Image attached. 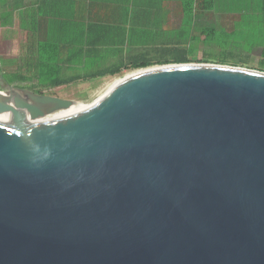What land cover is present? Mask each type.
<instances>
[{"label":"water","instance_id":"95a60500","mask_svg":"<svg viewBox=\"0 0 264 264\" xmlns=\"http://www.w3.org/2000/svg\"><path fill=\"white\" fill-rule=\"evenodd\" d=\"M0 264H264V71L0 90Z\"/></svg>","mask_w":264,"mask_h":264},{"label":"crops","instance_id":"0c3cea01","mask_svg":"<svg viewBox=\"0 0 264 264\" xmlns=\"http://www.w3.org/2000/svg\"><path fill=\"white\" fill-rule=\"evenodd\" d=\"M13 7V29L27 33L21 45L37 52L43 62L35 75L73 79L67 84L91 81L96 74L144 55L158 31L175 29L182 11L181 0H14ZM7 11L8 6H0L4 29ZM39 28L44 38L37 37ZM111 76L115 75L94 78ZM34 85L63 86H42L38 81Z\"/></svg>","mask_w":264,"mask_h":264},{"label":"rangeland","instance_id":"374dc122","mask_svg":"<svg viewBox=\"0 0 264 264\" xmlns=\"http://www.w3.org/2000/svg\"><path fill=\"white\" fill-rule=\"evenodd\" d=\"M215 2L216 8L222 7V5L220 7V0ZM6 5L8 9L12 8L14 0H0L1 8H7ZM226 11L225 13L219 10L212 11L213 16L209 20H199L193 15L184 20L182 10L180 14L181 21L175 25V29L158 31V36H155L157 39H153L146 46V49L149 52L157 50L153 54L154 61L169 59L171 57L170 52L181 47L187 51L190 58L195 59L191 63H216L222 61L227 62L228 65L256 70L264 68V64L261 63V59L264 58V47H262L264 45V23L260 21V14L258 16V14L253 13L241 14L239 12ZM203 25L206 26L203 27ZM213 35L215 36L216 44H209ZM26 37V32L18 33L12 26H5L4 29L0 24V58L5 66L9 64H7V58L3 56L15 55L20 59L21 55H23L25 47L21 45V42L25 43ZM203 60H211V62H203ZM160 65L163 64L155 63L144 68ZM135 70L138 69H124L117 75ZM98 80H101V78H93L91 81L78 82L77 84H64L59 88L43 87L37 89L47 94ZM17 83L22 82L17 81ZM0 90L6 91L7 89L0 88Z\"/></svg>","mask_w":264,"mask_h":264},{"label":"trees","instance_id":"16d2710c","mask_svg":"<svg viewBox=\"0 0 264 264\" xmlns=\"http://www.w3.org/2000/svg\"><path fill=\"white\" fill-rule=\"evenodd\" d=\"M215 1L217 0H181V6H182V10H183V14L186 15L187 17H190L191 15H193L194 17L199 16V14H202L204 11H211V10H219V11H224L223 10V4H230L231 0H220V7L222 5L221 8L215 6ZM233 3L236 5L235 7L232 8H228L227 9L230 12H239L241 14H260V21L261 23H264V0H232ZM19 8V7H18ZM225 9V8H224ZM15 10L14 7H10L8 9V11L6 12V16H5V25L8 26H12L13 25V15L12 12ZM225 13V12H224ZM27 19V18H26ZM7 20V21H6ZM215 22H217L215 20ZM24 27H26L27 29V22L23 23ZM1 25H2V21H1ZM206 25H203V27H205ZM38 38H44L45 36L43 35L42 29L39 28L38 29ZM212 41L209 44H216L215 41V36L213 35L211 37ZM264 47V45L262 46ZM26 49V53H24L23 56L19 58H17V63H16V67H17V72L15 74H12L10 76H6L7 80L10 81H20V82H25V81H31L34 82L38 81V84L44 86H50V87H57V86H61L67 83H70L71 81H73V79H63L60 77H38L35 75V68L37 67L38 64L43 63L41 58H38V53L36 52V54H34V52L29 51L28 49H30V47L28 48L27 46H25ZM157 50H154L153 52H149V50L145 49L144 50V55L141 56V54L135 55L133 56V58H131L129 61L117 65L113 68H110L108 70H105L104 72H102V74H96L93 77H90L89 79H93L94 77H97V75H105L108 73H111L112 75H116L119 74L120 72H122L124 69H128V68H133V69H140V68H144L147 66H151L155 63H159V64H169V63H185V62H192L193 60H195L194 58H190L189 54L187 53V51L183 48H178L175 49L173 51L170 52L171 57L169 59L166 60H159V61H154V57L153 54L156 52ZM169 54V55H170ZM40 59V60H39ZM203 62H211V60H203ZM219 64H228L227 62H216ZM261 63L264 64V58L261 59ZM33 68V70H32ZM264 71V68L262 67V69ZM23 71V72H22ZM39 71V70H37ZM38 73V72H37Z\"/></svg>","mask_w":264,"mask_h":264},{"label":"flooded vegetation","instance_id":"af4514ba","mask_svg":"<svg viewBox=\"0 0 264 264\" xmlns=\"http://www.w3.org/2000/svg\"><path fill=\"white\" fill-rule=\"evenodd\" d=\"M235 6L236 5L231 0L229 5L226 4V2H225V4H223V10H224V12H225V10H227L226 12H229L227 7L228 8H232V7H235ZM212 11H217V10L213 9L211 11H206V12L204 11L202 14H199L198 18L204 19L203 17H207V18L211 19V16H213V12ZM12 28H13V25H12ZM3 57L7 58L6 61H8L7 64H9V65L5 66L4 63L2 62L1 58H0V88L9 89L12 86H14V87H18V88L21 87V88L31 89V90H34L37 93H43V92H40L39 89L36 88V86L34 85V82L25 81V82H22V83H17V81L10 82V80H7L6 76H10V75L16 73V69H17V67H16L17 61L16 60H17L18 56L14 55V56H3Z\"/></svg>","mask_w":264,"mask_h":264}]
</instances>
